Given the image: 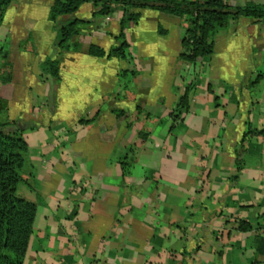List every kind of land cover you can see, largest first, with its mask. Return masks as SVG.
<instances>
[{"label":"crops","instance_id":"0c3cea01","mask_svg":"<svg viewBox=\"0 0 264 264\" xmlns=\"http://www.w3.org/2000/svg\"><path fill=\"white\" fill-rule=\"evenodd\" d=\"M19 1L33 0H14L5 20L13 8L19 15ZM86 5V18L77 11L59 23L90 21L79 30L96 28L102 38L93 41L107 52L119 46L123 11L94 16ZM152 12L155 48L128 59L91 56L94 43L82 53L55 51L50 21L45 34L28 28L15 40L11 27L0 35V98L8 103L1 118L29 147L17 192L37 205L23 264H264V135L246 134L264 129V21L230 20L216 31L214 53L187 65V23ZM10 36L13 50L4 51ZM149 56L173 65L155 71ZM47 58L60 61V78L41 76ZM110 63L118 66L112 73ZM188 87L190 107L178 116Z\"/></svg>","mask_w":264,"mask_h":264},{"label":"trees","instance_id":"16d2710c","mask_svg":"<svg viewBox=\"0 0 264 264\" xmlns=\"http://www.w3.org/2000/svg\"><path fill=\"white\" fill-rule=\"evenodd\" d=\"M13 1L0 0V26ZM85 3H92L95 9L94 16L109 17L115 11L122 10L120 38H124L125 24L138 23L141 10L144 9L157 10L185 19L187 27L182 39L180 57L192 64L214 53L216 31L227 25L230 20L247 17L257 22L264 21V4L252 2L243 6H231L226 0H53L49 21L57 27L58 39L55 46L60 52L71 48L80 50L78 43L71 45L67 42L79 34L80 23H90V21L71 19L59 23V18L76 14ZM129 47L127 41H123L108 52L97 45L89 46L87 52L95 57L128 59L131 56L128 52ZM7 57L8 54L5 55V58ZM41 76L60 78V61L46 59L41 64ZM9 81L10 77L3 80L4 83ZM190 89L192 88L188 87L180 98L177 107L178 116L189 109ZM7 110V101L0 98V264H23L30 238L34 232L37 205L17 195L19 185L26 181L22 171L26 164L29 147L23 137V132L14 129L11 122L2 120L1 115ZM117 114L120 117L124 112ZM246 134L264 135V129L250 130ZM126 159L128 166L124 167L125 174L129 172L133 161V158L127 157ZM238 171L240 172V167ZM263 248L264 240L261 239L258 250L262 254H264Z\"/></svg>","mask_w":264,"mask_h":264},{"label":"rangeland","instance_id":"374dc122","mask_svg":"<svg viewBox=\"0 0 264 264\" xmlns=\"http://www.w3.org/2000/svg\"><path fill=\"white\" fill-rule=\"evenodd\" d=\"M17 5H18L17 7H19L21 10L19 15L17 13H16V15H14V13H13V11H15L14 8L12 10H10L6 20L4 19L2 22V25L0 26V35L4 34V32H6V30L8 28L12 27V28H14L13 34H15L14 38L16 40L18 38H21V36L23 34H25V32L27 31L28 28L29 29L33 28V30L35 32H37V34H38L40 31H44L45 27L48 24L51 25V23L48 20V15H49L50 9H48L49 6L47 5V0H33L30 2L29 5H27V3L23 4V2L19 1ZM83 5L78 10L79 11L78 16L81 18H86L84 16H86L85 14L89 13V8H86V10H84V9H85V7H90V6H87V5L83 6ZM155 11H157V10H155ZM142 12H143V16H142L141 22H139V21H138V23L128 22L127 24H125V26L123 27L124 38H120V33L122 32V27L120 29L121 31H118L116 29V32H114L116 34L115 35L116 37L114 38V40L117 41L119 45L123 41H127V43L129 45H131L132 49L131 50L128 49V52L134 51L135 53H137L138 50H140V49L144 52L147 50L148 47L149 48H155L157 40L159 39L158 36L156 35L155 29L153 27L154 21L156 19V16H154L155 12H152V9H144V10H142ZM12 13H13V15H12ZM11 15H12V18H11ZM184 21H185V19H184ZM160 25H161V28H166V29L171 28L172 29V26H169V25H171L170 21L162 20ZM111 28H112L111 32H113L112 30L115 29V28H113V25L111 26ZM96 31H98V30H96V28H81L80 27V32L76 36L77 38L72 37L70 40H68L67 44L73 45V42L78 43L80 45V50H79L80 53L83 52L82 49L85 47V45H90V44L94 43V45L99 46L100 43L93 41L94 39L98 40V39L102 38V36ZM40 33L45 34V32H40ZM95 33H97V34H95ZM0 39L3 40V37H1ZM57 39H58V30H57V35L55 37V40L53 41V46H52L55 51L58 50L57 46H55ZM11 40H13V38L10 36V38L7 41V42H9L10 46L8 44L7 47L2 48V50H4V51L13 50L11 48V42H12ZM31 42H32V39L30 38L29 40L27 39L25 42L23 41V43L20 45H21L22 49H24V47L25 48L26 47L31 48L32 47ZM83 42H85V43H83ZM4 43H5V41H4ZM44 43L43 42L41 43L42 44L41 50H43L47 46ZM101 44H104V46H108L105 43H101ZM1 45H2V43L0 42V46ZM113 47H116V46L113 45L111 48H113ZM87 48H88V46H87ZM107 48H109V47H107ZM49 52H50V50L49 51L43 50L42 54H45L46 56H51V55H49L50 54ZM135 53H134V55H135ZM149 57H151V56H149ZM47 59H49V58H47ZM145 60L149 61V62H147V64L150 65V67L155 68V71H157V70L161 71L162 70V72H164V70H166L167 67L173 65V63H171V60L168 61L167 59H160V61H157V63H154V57H151L150 59H145ZM128 61H130V60H128ZM183 61L185 63H187V65L192 64V63L187 62L185 60H183ZM129 64H130L129 62H125L123 64V66L128 67ZM133 64L136 65L135 63H133ZM143 64H146V63L142 62L141 65H139V64L136 65L138 72H141L142 74H144L143 68H145V66ZM205 66L206 65H204V68H202V70L207 68ZM117 67H118L117 65L110 63L108 65L106 71L108 73H112L115 71V69ZM182 68L184 69L183 66H182ZM177 69H178V72L182 73L183 69L181 70L180 67H178ZM120 78H121V81H123V76H121ZM125 82H126V80H125ZM191 94H192V89H190V91H189V101H190ZM188 105L190 107V102H188ZM182 114H184V112ZM21 184L19 185L20 188L18 187L19 189H22ZM17 195L19 196V191L17 192Z\"/></svg>","mask_w":264,"mask_h":264}]
</instances>
